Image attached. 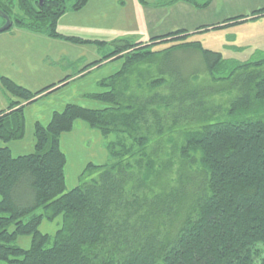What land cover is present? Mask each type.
I'll return each mask as SVG.
<instances>
[{
    "label": "trees",
    "instance_id": "trees-1",
    "mask_svg": "<svg viewBox=\"0 0 264 264\" xmlns=\"http://www.w3.org/2000/svg\"><path fill=\"white\" fill-rule=\"evenodd\" d=\"M86 1L60 4L54 17L44 14L24 27L73 44L114 47L74 74L81 78L105 60L122 59L117 71L97 81L106 91L81 95L109 105L66 103L46 124L34 123L33 152L13 157L0 147V264H264V55L238 64L188 40L263 16L264 8L147 43L54 31L62 13ZM161 44L165 48L152 50ZM178 50L193 51V60L198 54L202 72L196 65H171V59L167 70L157 60ZM197 72L208 75L203 87L186 76ZM71 76L32 91L1 75L8 104L0 109V140L21 139L24 108ZM216 80L231 81L235 98L217 102L231 87H216ZM76 121L112 136L106 149L113 161L87 163L80 179L95 175L67 190L60 135ZM59 216L53 235L38 229ZM18 236H29L28 248L15 244Z\"/></svg>",
    "mask_w": 264,
    "mask_h": 264
},
{
    "label": "rangeland",
    "instance_id": "rangeland-1",
    "mask_svg": "<svg viewBox=\"0 0 264 264\" xmlns=\"http://www.w3.org/2000/svg\"><path fill=\"white\" fill-rule=\"evenodd\" d=\"M141 1H152V0H87L80 10L76 12L71 11V9H67L64 13H62L56 20L54 31L62 35L69 36H77L82 39L94 40V38H102L106 37L107 33L104 31L107 23L111 22L112 14L116 11H119L131 15L137 14V6ZM155 1V0H154ZM162 0H158V3ZM69 5V4H66ZM123 5L124 7H122ZM68 7V6H66ZM106 25V26H105ZM103 27V36H100V32ZM222 30L218 28L207 30L204 32H196L189 37L190 41H197L203 48L217 51L222 54V58L227 60H232L238 64L252 61L257 59L258 57H263L264 53H258L257 51H251L252 49L246 47L247 44L254 48L253 46H263L264 44V20L253 22H243L233 24L232 28H225L224 31H227V34H222ZM41 32H24V43H29L31 50L36 51L38 54L43 53V51H48L47 43H43V40L40 39L42 35H46V31ZM74 32V33H73ZM83 34V35H82ZM234 34L240 35L233 37ZM33 35H36L34 37ZM110 35V34H108ZM91 36V37H90ZM36 38V40H33ZM230 38L232 40L238 39L242 44V47L238 50H232L229 47L231 43ZM235 38V39H234ZM224 40V41H222ZM102 41V40H101ZM66 42V41H65ZM70 43V42H68ZM246 43V45H245ZM228 46V47H226ZM70 48L64 49L62 47V51L67 50L64 54L68 56H63L62 58L55 60L50 56L48 59L50 60V65L46 63L42 65L39 59L33 60L32 57L30 60L32 62L37 63L38 66H52L53 70H47L43 74L27 76L24 74V81L27 82V85L32 86L33 91L38 90L36 84H33L35 78L49 79V82H59L67 76V73L72 72L75 74L77 71L81 69L85 58L73 60L71 57L76 56L73 52L83 51V50H93L97 47L99 51L100 57L105 56L108 52L112 51L114 47L109 45L104 46H95L92 44H71ZM165 48L164 44L156 45L152 49L160 50ZM194 52L191 50H178L173 51L171 54L166 56H159L157 58L158 61H163L164 68L169 69L168 60H170L171 65H177L183 67H188L189 65H196L197 68L202 72V61L201 57L198 54H195L196 57L191 58ZM89 58V57H88ZM167 58V61L164 60ZM47 59V60H48ZM156 59V58H155ZM91 62V61H88ZM156 61V60H155ZM123 60L119 59L112 64H108L106 66H101L97 70L90 72L89 74L83 76V78L76 79L69 86L61 87L56 90L54 93L44 96L38 99L36 102L31 103L30 105L24 108V119H25V134L21 139L11 140L8 142H4L0 140V147H8L10 153L13 157L29 154L33 152L34 145V136H33V125L36 121L41 124H46L50 117H47L48 112L54 110H60L64 104L66 103H75L79 104L85 108L89 109H101L105 106H108V102L97 101L95 99L89 97L81 96L84 93H99L103 92L105 89L97 86V81L107 75L114 73L118 67H120ZM89 64V63H88ZM68 65L71 67L69 68ZM0 66L3 67V63H0ZM60 72H58V70ZM226 69V68H225ZM224 69V71H225ZM67 71V72H66ZM191 76L192 83L194 85L203 87L205 86V82L208 80V75L204 73L197 72L196 74L186 75ZM216 76H224V74H219ZM171 75H166V86L171 82ZM235 77L233 76V80ZM214 86H222L225 87L229 85L231 87V81L227 80H216L214 81ZM164 83V84H165ZM203 84V85H199ZM164 90V89H162ZM3 94L4 91L0 89ZM106 91V90H105ZM227 91V93H225ZM237 94V90L235 87H231L228 90H222L221 96L216 100L217 102L223 104L226 103L228 97L233 98ZM4 95V94H3ZM9 97V96H8ZM235 98V97H234ZM8 99L4 95V97L0 94V109H4L7 107ZM112 136L108 138L102 137L98 130L89 128L86 124L76 121L74 123V128L71 132L63 133L60 135V146L66 156V165L64 167L65 173V187L67 190L79 185L83 180L91 179L92 175L95 173L87 172L82 179H80V174L83 169L86 167L87 163H92L95 165H100L104 163H110L113 159L109 156L106 149V142L110 140ZM61 224V216L55 218L53 221L43 220L39 225V230L42 233H48L53 235L54 232L60 227ZM30 238L29 236H18L16 238L15 244L21 248L29 247Z\"/></svg>",
    "mask_w": 264,
    "mask_h": 264
},
{
    "label": "crops",
    "instance_id": "crops-1",
    "mask_svg": "<svg viewBox=\"0 0 264 264\" xmlns=\"http://www.w3.org/2000/svg\"><path fill=\"white\" fill-rule=\"evenodd\" d=\"M121 6L124 7L123 5ZM260 8H264V0H162L159 3L158 0L143 1V2H139L137 6L136 15H131L127 13L122 14L120 10L112 14L111 22L107 23L108 27L104 28V31L107 33V36L102 37L100 39L98 38V40L110 42L115 39L127 38L132 42L147 43L152 38L160 37L171 31L178 29H183L188 32H194L200 27L221 25L223 21H225L228 18L248 15L252 11ZM80 9L81 8L77 10ZM77 10H71V11L76 12ZM263 20H264V15L257 17L255 19H246L240 22H235L229 25H225V27L219 28V30L223 29V31L221 32H223L222 34L224 35L227 34L226 33L227 31H224L225 28L230 27L231 29L233 24H237V23L240 24L243 22H250V21L255 23L257 21H263ZM24 32L30 33L31 31H28L23 28H13L10 31L0 34V63H3V67H4L2 68L0 66V76L3 75L9 77L12 80H14L16 83L22 85L23 87L32 90L34 88L32 86L27 85V82L24 81V74L27 76H31L32 74L34 75L43 74L45 73L47 68L48 70L52 71L53 67L47 65L38 66L37 63L32 62L30 58L32 57L33 60L39 59L42 65H45L46 63L50 65L51 62L48 59V57L50 58L51 56L55 60H58L62 58V55L65 57L68 56L67 54H64V52L67 50L62 51L61 49L62 47H65L64 49L70 48L69 46L72 43H68L67 41L65 42L64 40L61 39H54L48 37L47 35H42L40 39L43 40V43H47L48 51L46 52L43 51V53L40 56V54H38L34 50H31L30 47H28L29 43H24ZM99 35L103 36V27ZM33 36L36 37V35ZM236 36L238 37L240 35L234 34L233 37ZM36 38H34L33 40H36ZM230 41L231 43L229 44V47L232 48V50L235 51L242 47V44L238 39L233 41L232 38H230ZM246 47L252 49L251 51L264 53V44L263 46L260 47L259 45L253 46L254 48H251V46L247 44ZM73 53L76 55L74 57H71L73 60L85 58L81 68L88 63L90 64L91 62L100 59L99 57L100 55H102L97 50V47H95L94 51L75 50ZM109 53L110 52H108V54ZM86 59H88V61L91 62L87 63ZM44 60L45 62L46 61L47 62L45 63ZM117 60L119 59L112 58L109 60H105L102 63V66L112 64ZM68 67L70 68L71 66L68 65ZM119 68L120 67H118L117 70ZM57 70L58 72H60L59 69ZM94 70L97 69L92 68L90 72ZM69 72L70 73H67L66 77H69L71 75L73 77L71 76L70 78H68L67 82L69 83L66 86H69L72 82L76 80L75 78L78 77V76H74V74H72L71 71ZM49 79L40 80L39 78H35L32 81L33 84H36V86L38 87L37 89L40 90L52 84L58 83L56 81L49 82L48 81ZM0 94L3 97L5 95L4 93L3 95L1 91ZM52 111L48 112L46 118L50 117Z\"/></svg>",
    "mask_w": 264,
    "mask_h": 264
},
{
    "label": "flooded vegetation",
    "instance_id": "flooded-vegetation-1",
    "mask_svg": "<svg viewBox=\"0 0 264 264\" xmlns=\"http://www.w3.org/2000/svg\"><path fill=\"white\" fill-rule=\"evenodd\" d=\"M78 1L79 0H0V27L6 24L9 25V27L0 32V34L10 31L13 28H23L31 31L27 27L25 28L24 25L32 26V24L40 22L39 19H42L44 14L54 17L55 13H59L60 4L65 7H71Z\"/></svg>",
    "mask_w": 264,
    "mask_h": 264
},
{
    "label": "water",
    "instance_id": "water-1",
    "mask_svg": "<svg viewBox=\"0 0 264 264\" xmlns=\"http://www.w3.org/2000/svg\"><path fill=\"white\" fill-rule=\"evenodd\" d=\"M8 27H9V25H8V24H6V25H4V26L0 27V32H2V31H4V30H6Z\"/></svg>",
    "mask_w": 264,
    "mask_h": 264
}]
</instances>
